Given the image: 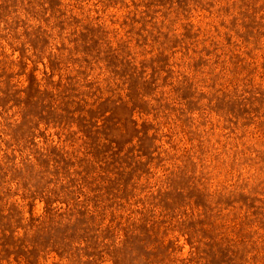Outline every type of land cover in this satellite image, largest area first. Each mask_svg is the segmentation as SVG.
Returning <instances> with one entry per match:
<instances>
[{
	"label": "rangeland",
	"instance_id": "rangeland-1",
	"mask_svg": "<svg viewBox=\"0 0 264 264\" xmlns=\"http://www.w3.org/2000/svg\"><path fill=\"white\" fill-rule=\"evenodd\" d=\"M0 264H264V0H0Z\"/></svg>",
	"mask_w": 264,
	"mask_h": 264
}]
</instances>
